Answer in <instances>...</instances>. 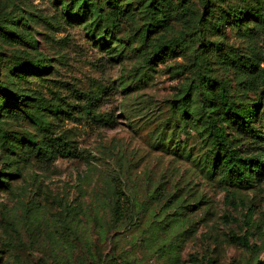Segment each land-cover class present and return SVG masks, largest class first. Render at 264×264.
<instances>
[{
    "label": "rangeland",
    "instance_id": "obj_1",
    "mask_svg": "<svg viewBox=\"0 0 264 264\" xmlns=\"http://www.w3.org/2000/svg\"><path fill=\"white\" fill-rule=\"evenodd\" d=\"M61 1L0 0V88L30 98L0 109V264H264V168L246 185L214 173L196 113L217 77L264 136V0H94L99 16ZM93 92L107 123L86 112ZM236 136L264 161V141Z\"/></svg>",
    "mask_w": 264,
    "mask_h": 264
},
{
    "label": "trees",
    "instance_id": "obj_2",
    "mask_svg": "<svg viewBox=\"0 0 264 264\" xmlns=\"http://www.w3.org/2000/svg\"><path fill=\"white\" fill-rule=\"evenodd\" d=\"M62 8H65L67 14L80 15L85 12H90L91 9L94 11L95 16L100 15L99 4L94 0H75L74 6H66L63 1ZM85 18V17H84ZM151 22L147 25V32H152V26L156 27L157 22L153 23L154 18H151ZM233 20L235 26L240 25V18L234 16ZM16 20H12L15 22ZM99 25V23H98ZM7 28L2 24L0 31H5ZM183 39L176 37L170 40H166L158 44L150 57V61L154 58H160L167 50H175L177 47L183 45ZM197 61L199 68L203 69L206 66L207 58L204 56V50L199 49L197 51ZM43 70L42 65L35 63L20 64V71H30L33 73H40ZM206 73V70H205ZM207 83V92L202 94L200 98L201 106L205 107L203 111L199 106L196 107V113L198 120L201 124L202 132L208 134V141L213 149L212 154V168L214 173L217 171L222 173L224 177L231 179V181L238 185H246L249 181L253 180L255 176L260 175V169L264 168V161L257 156L245 155L240 152V149L236 148V134L247 136L252 139L254 143V149H259L263 145L264 136L261 132L255 131L251 123L258 117L256 111L252 106L248 104H238L231 94L229 83L225 80H220L217 77L204 75ZM0 109H8L9 105L7 102L10 99L15 101L26 102L30 98L25 94H17L9 92L4 88H0ZM101 94L99 93H86L85 99L87 101L85 109L87 114L92 115L99 122H108L110 117L108 115L95 114L93 107L95 102L98 101ZM184 108V106L182 107ZM38 111L48 109L44 106H39ZM24 109L18 108V110H8L9 115L15 117H22L21 113ZM264 116V114L262 115ZM259 120V118H257ZM231 133L235 135L230 138ZM0 136L6 137L3 130H0ZM43 144L46 147L56 149L57 152L63 155H69L72 152V146L65 142L61 138H49L47 143L44 141ZM32 144L22 146V149L32 150ZM43 147L38 148V154H46L42 152ZM6 174H4L5 178ZM0 179V186H9V183L4 179ZM247 247H250L248 242H245ZM102 264H118L114 257H108L107 255H101L100 257Z\"/></svg>",
    "mask_w": 264,
    "mask_h": 264
}]
</instances>
